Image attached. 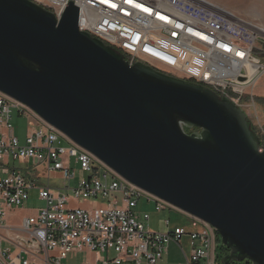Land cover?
<instances>
[{"label": "water", "instance_id": "obj_1", "mask_svg": "<svg viewBox=\"0 0 264 264\" xmlns=\"http://www.w3.org/2000/svg\"><path fill=\"white\" fill-rule=\"evenodd\" d=\"M58 19L0 0V93L128 183L211 225L222 264H264V151L245 111ZM189 130L190 132H186Z\"/></svg>", "mask_w": 264, "mask_h": 264}, {"label": "built area", "instance_id": "obj_2", "mask_svg": "<svg viewBox=\"0 0 264 264\" xmlns=\"http://www.w3.org/2000/svg\"><path fill=\"white\" fill-rule=\"evenodd\" d=\"M40 2L58 19L72 3L79 12L78 29L122 54L130 65L141 62L199 84L242 109L254 103L256 83L264 76V27L257 21L209 0ZM12 107L27 118L24 144L11 133ZM259 136L262 152L264 131ZM72 162L79 165L80 175L75 186H66L64 192L40 187L27 177L42 166L44 175L60 173L69 182L75 180ZM0 175V227L6 210L22 207L31 190L45 202L36 215L22 221L24 236L4 240L9 246L0 250V264H64L69 254L80 252L93 255L83 264H163L171 244L181 254L176 264H222L216 258L218 234L211 225L128 183L1 93ZM142 198L154 202L155 212L173 210L185 215L190 228L170 227L165 221L169 228L164 233L145 229L149 214L140 220L134 212ZM70 201L100 203L86 208L70 206ZM183 238L188 254L182 248Z\"/></svg>", "mask_w": 264, "mask_h": 264}, {"label": "rangeland", "instance_id": "obj_3", "mask_svg": "<svg viewBox=\"0 0 264 264\" xmlns=\"http://www.w3.org/2000/svg\"><path fill=\"white\" fill-rule=\"evenodd\" d=\"M39 5L43 6L41 4V0H33ZM210 1V0H209ZM215 2H219L220 4L227 5L228 7H231L233 9H236L240 12V8L243 6V3L245 4V0H213ZM46 8V7H45ZM261 23V22H260ZM264 25V24H263ZM264 97V76H262L256 83L255 89H254V103H251L248 107L244 108L243 110L247 114V118L249 122L251 123V127L254 129L255 133L258 134V136L261 134V131H264V104H261L258 102V99L261 97ZM9 123L14 130L16 137H18L20 144H24L25 142V136L27 134V118L21 114H19L16 107L11 108L10 113V120ZM260 138V136H259ZM62 146H67L65 142H63ZM17 167H24V165H19L18 163H15ZM71 169L75 173V180H71L69 182L61 179V178H52L51 180H45L41 179V183H49L50 186L54 187L56 190H62L65 185H67L69 188H73L75 186L76 180L79 178V165L72 162ZM1 176V175H0ZM87 176V174H85ZM64 185V186H63ZM70 194V192L68 191ZM96 204H99L100 202H95ZM95 203L86 202L77 203L75 201H70V206H82L86 208H90L95 206ZM45 206V202L41 201L37 198V195L31 194L28 201L23 205V207L28 208L27 211L34 212L36 209H42ZM155 204L153 201L148 202L146 198H142L137 203L136 208H134L135 214L139 217L140 220H142V215L144 213L149 214L150 220L147 222H143L145 229H148L151 232L155 233H164L168 230L169 227L165 225V221H169L170 227L173 226H181L183 228H190V220L183 214L179 212H175L173 210H165L161 212H155L154 210ZM26 213L24 211H21L18 215H16L15 223H18L23 219V216ZM218 245H221L220 239L218 242ZM182 248L185 250L186 254L189 253L187 241L185 238L182 240ZM110 256H114L113 252H110ZM223 256V255H222ZM93 259V255L88 254L86 252H80V253H71L67 256L66 260H63L64 264H83L87 260ZM181 261V254L179 253L177 247L174 244H171L168 248V254L165 255L163 259V264H176L177 262Z\"/></svg>", "mask_w": 264, "mask_h": 264}, {"label": "crops", "instance_id": "obj_4", "mask_svg": "<svg viewBox=\"0 0 264 264\" xmlns=\"http://www.w3.org/2000/svg\"><path fill=\"white\" fill-rule=\"evenodd\" d=\"M210 1L229 9L236 14L241 15L242 17H244L248 20L257 21L259 23L261 22L260 24L264 27V25H263L264 24V0H245V4L243 3V6L240 8V12L237 11L236 9L228 7L227 5L220 4L219 2H215L213 0H210ZM261 98H264V97L262 96ZM11 133L16 137L14 130H12ZM17 139H18V137H17ZM42 169H43L42 166H39L37 168V170L35 171V174H33L34 176L33 175H27V177L29 179L33 178L35 180V182L37 183V185L40 187H45V188L48 187L51 190L56 191V192L57 191H61V192L66 191L65 187L67 185H65V186L63 185L64 187L62 190H56V189H54L53 186L51 187L49 183H47V184L41 183V181H40L41 179L42 180L45 179L48 181L51 180L52 178L63 179L60 173H52L49 176L44 175ZM31 194H32V196L35 194L37 195V191L31 190L29 192V197L31 196ZM27 210H28V208L23 207V206L19 207V208H12V209L6 210L4 224L2 227H0V250L7 248L9 246V244L4 240L8 239V240L16 241L17 238L24 236V233L21 231L22 221L25 218L36 215L39 209L34 210V212H29ZM21 211H24L26 214L23 216V219H21V221H19L18 223H15L14 220L16 218V215H18ZM11 247H13V246H11Z\"/></svg>", "mask_w": 264, "mask_h": 264}, {"label": "trees", "instance_id": "obj_5", "mask_svg": "<svg viewBox=\"0 0 264 264\" xmlns=\"http://www.w3.org/2000/svg\"><path fill=\"white\" fill-rule=\"evenodd\" d=\"M258 102L259 103H261V104H264V98H259L258 99ZM253 129V128H252ZM254 130V129H253ZM186 132H190L189 130H186ZM255 132V131H254ZM218 242H219V237H218ZM225 250V248H224V246H222V245H217V248H216V252H217V255H216V258H217V260L218 261H221V259H222V255L224 254V251Z\"/></svg>", "mask_w": 264, "mask_h": 264}, {"label": "flooded vegetation", "instance_id": "obj_6", "mask_svg": "<svg viewBox=\"0 0 264 264\" xmlns=\"http://www.w3.org/2000/svg\"><path fill=\"white\" fill-rule=\"evenodd\" d=\"M224 248H225V250H224L225 252H224L223 256H225L229 253V249H227L226 247H224ZM241 264H245V262H243Z\"/></svg>", "mask_w": 264, "mask_h": 264}]
</instances>
